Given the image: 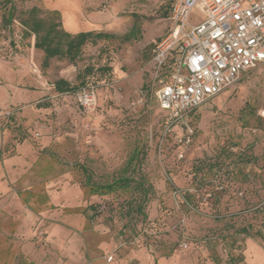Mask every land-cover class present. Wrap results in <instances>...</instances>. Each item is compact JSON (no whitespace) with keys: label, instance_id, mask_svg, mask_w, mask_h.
<instances>
[{"label":"rangeland","instance_id":"1","mask_svg":"<svg viewBox=\"0 0 264 264\" xmlns=\"http://www.w3.org/2000/svg\"><path fill=\"white\" fill-rule=\"evenodd\" d=\"M172 2L9 0V5L0 0L1 149L12 154L17 143L30 139L37 151L45 138L48 145L41 156H50L56 179L65 176L85 187L86 175L101 185L127 171L126 176L141 180L148 189L145 202L133 188L97 195V227L120 236L122 244L142 245L160 264L158 256L169 261L167 251L180 252L181 242L195 245L180 252L183 264H264V63L191 114V143L181 148L183 158L178 160L179 132L162 135L163 111L155 99L158 84L151 57L155 44L170 30L162 13ZM10 6L14 18L4 25L2 17ZM33 7L42 17L57 12L62 28L72 35L92 32L111 38L85 45L73 64L53 59L43 69L42 52L32 50L34 37L26 36L19 24ZM197 16L194 10L193 24L200 22ZM132 29L136 36L125 40ZM83 76L96 95L92 111L78 105L77 92H54L56 80L76 86ZM134 152L139 159L129 166ZM42 169L39 173L45 176ZM39 219L36 225H42L34 228L33 240L39 231L45 233L44 242H36L43 253L51 225L58 224L77 238L69 246L72 258L59 259L88 262L77 223ZM243 227L249 228V237L238 233ZM45 254L43 263H51Z\"/></svg>","mask_w":264,"mask_h":264},{"label":"built area","instance_id":"2","mask_svg":"<svg viewBox=\"0 0 264 264\" xmlns=\"http://www.w3.org/2000/svg\"><path fill=\"white\" fill-rule=\"evenodd\" d=\"M194 10V19H200L196 24L190 20ZM166 20L170 30L152 50L155 99L164 113L162 135L179 132L175 144L180 146V160L193 135L191 114L264 63V0H174ZM76 100L92 111L93 88L78 91ZM44 234L37 233L38 244L44 242ZM189 247V242L179 244L183 251ZM112 259L110 255L106 261Z\"/></svg>","mask_w":264,"mask_h":264},{"label":"crops","instance_id":"3","mask_svg":"<svg viewBox=\"0 0 264 264\" xmlns=\"http://www.w3.org/2000/svg\"><path fill=\"white\" fill-rule=\"evenodd\" d=\"M33 43L32 41L31 48L35 50ZM41 141L42 146L37 151L33 149L30 139H23L16 144L12 154H5L1 149L5 137L0 132V264H45L43 256L41 257L45 253L51 260L47 264H67L59 259V255L72 258L70 244L77 242L76 234L58 224L51 225L48 231L44 245L46 252L43 253L37 247L33 239L34 228L42 225H36L40 220L39 216L62 220L67 224L75 222L80 226L84 236L82 241L87 244L86 264H128L129 261L133 264H160L142 245L122 244L123 241L118 240L120 236L115 238L102 232L103 228L97 227L99 218L95 211L99 197H88L87 186L73 183L71 179L66 180L65 176L56 179L55 166L51 163L50 156H41L48 140L42 138ZM40 168L45 171V176L40 175ZM94 220L96 222L92 226L89 222ZM193 247L195 245L190 243L187 251H192ZM61 248H67L68 251L58 254L56 250ZM180 252L167 251V254H171H166L169 261H164L162 255L158 257L162 260L161 264H183ZM110 255L113 259L109 263L100 259L101 256L107 258Z\"/></svg>","mask_w":264,"mask_h":264},{"label":"trees","instance_id":"4","mask_svg":"<svg viewBox=\"0 0 264 264\" xmlns=\"http://www.w3.org/2000/svg\"><path fill=\"white\" fill-rule=\"evenodd\" d=\"M21 1L25 2L28 0ZM7 3L10 5L9 0H7ZM171 6L172 4L170 5L169 9L162 13L166 19L170 15ZM13 14V7L10 6V8H8L6 11L5 16L2 17V23L4 25H10L14 18ZM47 16L48 17H42L41 11L33 7L25 12L24 17L19 19V24L21 25L24 34L26 36L34 37V49L42 52L43 59L41 66L43 69L48 68L50 62L53 59L64 60L67 63L73 64L80 59L81 50L85 45L96 44L99 41H104L111 38L107 34L92 32L72 35L64 31L62 28L57 12L54 11L47 13ZM135 36V30L132 29L124 36V39L129 40ZM86 73L89 75L91 72L90 70H87ZM88 87L93 88L92 84L89 83L84 76L80 78L76 86H71L63 79H58L53 83L54 92L57 94L76 93L81 89ZM138 159L139 152H134L128 160V165H132ZM125 173H127V171H125ZM125 173L121 176H118L117 178L112 179L110 183L101 185H94L91 182L89 175H86L87 178L84 186H88L89 192L93 195H106L119 190L125 191L133 188L134 190L141 193L143 202L147 201L148 189L144 187L142 181L135 180L133 176H131L132 174L126 176ZM140 208L141 207L139 206L137 209L140 210ZM238 233L243 234L245 237L250 236L249 228L246 227L240 228Z\"/></svg>","mask_w":264,"mask_h":264}]
</instances>
